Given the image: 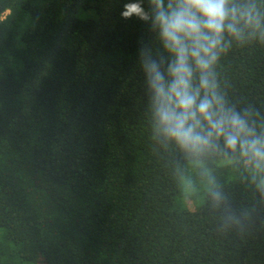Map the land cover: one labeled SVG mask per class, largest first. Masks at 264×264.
<instances>
[{
  "label": "trees",
  "instance_id": "1",
  "mask_svg": "<svg viewBox=\"0 0 264 264\" xmlns=\"http://www.w3.org/2000/svg\"><path fill=\"white\" fill-rule=\"evenodd\" d=\"M128 2L0 0V264H264L248 171L153 138ZM217 70L264 132V41Z\"/></svg>",
  "mask_w": 264,
  "mask_h": 264
},
{
  "label": "clouds",
  "instance_id": "2",
  "mask_svg": "<svg viewBox=\"0 0 264 264\" xmlns=\"http://www.w3.org/2000/svg\"><path fill=\"white\" fill-rule=\"evenodd\" d=\"M147 4L146 10L143 0H130L121 17L146 22L154 37L138 50L153 138L196 167L214 156L243 167L264 194V132L247 110L229 104L217 70L233 42L264 41V11L255 0Z\"/></svg>",
  "mask_w": 264,
  "mask_h": 264
}]
</instances>
